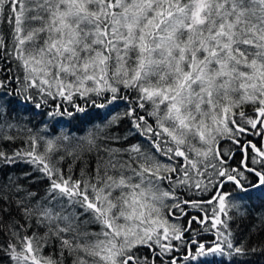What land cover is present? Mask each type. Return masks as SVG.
<instances>
[{
    "label": "snow or ice",
    "instance_id": "6c2138e0",
    "mask_svg": "<svg viewBox=\"0 0 264 264\" xmlns=\"http://www.w3.org/2000/svg\"><path fill=\"white\" fill-rule=\"evenodd\" d=\"M259 198L264 0H0V264H250Z\"/></svg>",
    "mask_w": 264,
    "mask_h": 264
},
{
    "label": "trees",
    "instance_id": "16d2710c",
    "mask_svg": "<svg viewBox=\"0 0 264 264\" xmlns=\"http://www.w3.org/2000/svg\"><path fill=\"white\" fill-rule=\"evenodd\" d=\"M248 204V214L237 217L236 223L233 224V231L250 246L264 247V225H261L260 220V217L264 216V198L249 201ZM238 259L250 262V264H264V255L259 252Z\"/></svg>",
    "mask_w": 264,
    "mask_h": 264
}]
</instances>
